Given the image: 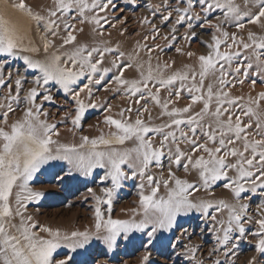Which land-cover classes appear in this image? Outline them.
<instances>
[{
  "label": "snow or ice",
  "instance_id": "obj_1",
  "mask_svg": "<svg viewBox=\"0 0 264 264\" xmlns=\"http://www.w3.org/2000/svg\"><path fill=\"white\" fill-rule=\"evenodd\" d=\"M11 6L35 21L38 29L43 25L46 56L40 60L24 55L38 49L25 47L16 27L0 18V57L22 60L36 73L25 89L27 76L19 70L15 76L11 70L5 74L7 65L0 61V89L5 90L0 96V264H72L73 254H91L94 239L113 252L119 240L133 242L136 233L141 234L145 249L139 264H150L149 249L158 242L157 234L172 232L179 218L194 213L212 222L209 232L216 234L220 248L209 256L223 248L230 260L229 253L235 255L232 250L238 246L233 241L251 235L256 255L248 264H256L257 256H264V90L246 97L235 96L231 90L249 80L252 92L257 83L264 85V34L249 31L247 39L239 35L246 25L264 30V0H244V10L236 0H175L174 5L164 0L168 10L160 16V23H171V35L164 36L167 45L175 47L178 26L186 25L183 40L189 46L197 36L195 29L207 27L212 29L210 40L201 41L207 53H185L183 47H175L178 54L196 57L195 65L176 70H172L174 61L153 68L149 55L147 71L137 64L138 79L125 78L132 64L122 63L125 54L119 46L80 44L71 51L57 49L47 55L54 46L49 35L56 38L61 30L66 33L60 37V49L76 42L75 33L83 29H76L72 21L93 25L92 31L99 35L105 24L115 28L107 17L117 9L115 0H53L46 15L34 13L25 0H13ZM217 12L221 15L210 19ZM141 23L149 21L145 18ZM226 25L237 31L229 32ZM151 27L155 40L159 29L155 24ZM143 39L138 50L151 54L154 49L147 44L149 37ZM113 53L118 55L111 68L103 67L105 56ZM113 68L117 74L106 81ZM50 84L71 105L51 123L43 108L44 102H55ZM101 87L105 92L121 93L131 103L114 114L111 104L103 107L107 133L100 129L94 138L80 135L78 144L61 143L58 125L63 124L74 136L82 132L86 112L101 107L95 97ZM182 99L188 102L177 106ZM17 111L20 116L10 122ZM100 123L90 127L99 128ZM97 169L103 170L100 183L110 182V186L101 187L100 194L90 187L81 193L83 200L94 201L92 229L63 230L42 224L28 212L30 204L45 196L32 187L38 176L64 191L70 181L94 177ZM137 179V206L127 210L128 219L113 218V203L124 181ZM218 182H223L234 202L197 197L201 191L211 196ZM257 194L262 198L256 208L257 229L247 233L245 225L253 217L248 214L249 204L241 201ZM64 249L68 251L57 258ZM197 250L186 244L182 254L194 264H203L195 257ZM96 264L107 262L97 260ZM212 264L221 261L215 259Z\"/></svg>",
  "mask_w": 264,
  "mask_h": 264
},
{
  "label": "rangeland",
  "instance_id": "obj_2",
  "mask_svg": "<svg viewBox=\"0 0 264 264\" xmlns=\"http://www.w3.org/2000/svg\"><path fill=\"white\" fill-rule=\"evenodd\" d=\"M18 2L19 1H17V3ZM25 2L29 5L36 3L39 4L42 1L25 0ZM115 3L117 5L116 11L119 9L124 10L116 16L113 15L116 11L114 13L110 11V14H107V17L111 22L116 24V27L122 26L125 28L122 30H124L123 32L126 38L133 39L138 33L139 27L131 28L127 26L128 23H118V20L123 17L124 11L130 10L132 5L130 3L123 4L121 0H115ZM11 5L12 2L10 0H0V18L6 20L10 25L15 26L19 34L23 37L24 46L32 48L30 28L32 23L35 21L31 20L26 14L14 9ZM135 9L139 11V5L136 6ZM73 15H75V13H73ZM101 15L103 16L105 14L102 13ZM216 15H221V13H215L214 15L210 16V19L215 20ZM114 16L118 19L114 20ZM72 23H79V21H72ZM168 23L171 25L170 22ZM160 24L161 23H155L156 26H159ZM166 27L167 26L162 25V31L167 32ZM183 27L184 26H178V29H182ZM225 27L230 32V28L233 26L226 25ZM111 28L112 27L107 24L104 25V31H108ZM195 30L197 31V36L191 41V48L197 49L199 54H204L206 47L201 44V41L210 40L212 29L206 27L204 29H200L197 27ZM38 32L43 34L42 24L38 29ZM157 36H159V38L162 37L163 39L160 45V48H162L163 51H161L160 48L155 47L158 44L151 45L150 47L157 49L160 52L169 53V57L176 58L180 55L175 51V47H169L167 45V41L164 40V36L162 34H158ZM243 37L247 39V36ZM177 38L178 41H182L180 35H178ZM173 44L176 46L177 42H174ZM27 53L32 54L34 52ZM0 61L5 62L7 65L5 74H7L8 70H11L15 76L17 70H19L20 74L27 76V82L24 85L25 89L31 86V80L36 73L27 69L22 60L13 59L10 57H0ZM108 79L110 78H107L106 81ZM260 85L261 84H259V86ZM49 87H51L53 93L55 94V102H44L43 108L44 110L48 111V120L51 123L59 120L71 105L65 103L66 98L64 94L59 92L56 87H53L51 84ZM4 91V89H0V96L4 95ZM95 97L97 98V102L101 104V107L89 109L86 112L85 117L82 120L83 130L82 132L76 134L78 136L88 135L91 137L95 133L98 134V131H100V127L103 124V116L107 114L103 111V107L111 104L112 101H115L117 97L121 99V101L117 102L115 106L111 104L112 109L119 105L122 106V103H125L121 93L105 92L102 87L99 91L95 92ZM21 107H23V105H21ZM20 114V111H17L14 115L10 116V122L11 120L17 119ZM98 121L101 122L99 128L96 127V129H91L92 127H90V125H96ZM58 127L59 129L66 130L63 124L58 125ZM68 133L69 132H65V134ZM66 142L67 141L61 143ZM178 174L182 175V173ZM100 175H103V170L97 169L94 172V177H79L76 181H70L68 184V190L64 191L50 186L46 177L38 176L32 182V187H34V189L44 191L45 196L39 201V203L30 204L28 207V212L33 214L42 224H47L52 227H60L63 229L68 224H81L82 226L88 227L93 223L92 206L94 201L91 198L86 201L83 200L81 198V193H86L87 188L90 187L93 188L97 194H100L99 189L101 187L110 186V182H105L103 184L100 183L98 179ZM222 183L223 182H218V186L214 188L213 194L211 196L207 195L203 191H201L200 194H197V196L200 195V197H209V199L216 198L215 200L213 199L214 202L222 200L225 198L224 196H227L226 199L229 203L234 202L232 194L230 191L223 189ZM135 191L136 186L134 180L124 181V186L118 191L116 199L113 203V218L115 214L118 213L117 209L119 207L128 208L135 205V203L138 201ZM261 199L262 198L259 196V194H257L252 196L249 201H241L242 203L249 204L248 214L253 217L252 222L245 225L247 233H251L257 229V225L255 224V219L258 218L256 208L257 205L261 203ZM69 204L71 205L70 207L66 206ZM102 209H106V206H102ZM221 215L226 217L227 214L223 213ZM211 226L212 222L201 219L199 214L194 213L191 215V217L179 218L178 225L172 232L157 234L158 242L149 249L151 252L150 264H194V261L190 257L186 258L182 254L184 252V245L186 244L197 247L198 250L195 253V257L198 260H202L203 264H212L215 259H219L221 264H248V261L251 260L254 255H256L254 248L255 241L251 235H248L247 239L233 241V243H237L238 246L232 250L235 255L229 253V256L231 257L230 260L228 257H225L223 248H221L220 251L216 252L214 255L209 256V253L212 252L214 248H220L216 240V234L214 232H209V227ZM134 237L136 239H134L133 242H127L122 239L119 240L118 245L113 252H107L104 246L101 245L99 241L95 240L91 244V254H73L74 260L72 264H85V262H87V264H96L97 260L106 261L107 264H139L140 257L142 256L145 249L140 244L141 234L136 233L134 234ZM159 241H162V243ZM229 247H231V245H229ZM67 251V249L61 250L60 255L57 258H62L64 253ZM78 252L83 253V250H78ZM256 264H264V256H257Z\"/></svg>",
  "mask_w": 264,
  "mask_h": 264
},
{
  "label": "bare ground",
  "instance_id": "obj_3",
  "mask_svg": "<svg viewBox=\"0 0 264 264\" xmlns=\"http://www.w3.org/2000/svg\"><path fill=\"white\" fill-rule=\"evenodd\" d=\"M13 3V0H10ZM19 0H16V2ZM41 3H36V4H29V6L32 8L33 12H39L41 15H46V9L49 7L53 6V0H41ZM123 4L125 3H130L132 6L130 8V10L128 11H124L123 17H121L118 20V23L121 24L119 21H125L123 24L128 23L127 26L131 27V28H136L139 27V31L138 33L134 36L133 39H128L125 37L124 35V30L122 26L119 27H115V28H111L108 31H104L103 30V34L99 35L97 33H94L92 31L93 29V25L91 24H80V23H75L76 29H83V31H78L76 32V36H77V40L74 44L72 45H67L65 46V48L60 49L59 46L62 43V40L60 37L66 35V33H64L61 30L60 33V37H56L53 38L50 35L47 37L49 40H54V46L50 47L48 50L47 55H50L51 53L57 51V49H59L61 52L64 51H71L73 48H75L77 45L80 44H87L89 47L97 45V44H102V43H106L108 46L110 47H117L119 46V50L121 52H123L125 55L123 57L122 63L124 64H128L131 63L132 67L128 68L125 73L124 76L127 79H138L139 78V71L137 70V64H143L144 68L143 71H147L148 68V57L149 55H151V65L153 68L156 67V65L159 64H163L165 62L171 63L172 61L175 62L174 67L172 70H176V69H181L184 65H195L196 64V57H192L189 58L186 54L184 55H179L176 58L174 57H169V53H164V52H160L157 49H154V51L149 54L146 50H144L143 48H140L138 50V45H143L145 43L143 37L145 35H147L149 37L147 44L149 46L151 45H161L162 43V37L159 38V36L156 37L155 40L152 39V24H155L157 22L160 23V16L162 14H165L166 11L168 10L167 8H165L164 6V0H121ZM168 3L170 5H174L175 4V0H168ZM236 3L239 4L241 6V9L244 10V0H236ZM139 5L140 10H136L135 7ZM249 7H251V5H249ZM124 10V9H123ZM122 9H119L118 11L115 12V14L113 15H119L122 11ZM253 12L258 11V8H252ZM156 13V15L154 16L153 13ZM102 13H100L101 15ZM107 14H110V12H108ZM145 18H147V20L149 21V23H141V21H143ZM174 19V17H173ZM166 27L167 32L162 31V24H160L159 26H157V28L159 29V33L158 34H162L163 36L165 35H171L170 32V27L171 25L169 23H165L163 24ZM185 28L186 25L182 28V29H178V31L175 33V35L178 37V35L181 36L182 41H178V38L176 41L177 42L175 47H183L185 53H187L188 51H192L194 53H196L197 55H199V51L197 49L191 48V45L189 46V44L185 43L183 40V35L185 32ZM207 28V27H206ZM31 47L32 48H36L38 49V51L30 54V53H23L24 55H29L30 57L34 58V59H40L43 60L46 56V53L44 52V48H43V39H42V35L38 32V28L36 27V22H33L31 25ZM122 30V31H121ZM236 28L232 27L230 28V32H236ZM252 31L255 32L257 34H264V30H262L259 25H246V27L241 30L239 32V35L241 36H247L248 32ZM121 32H123V35H121ZM157 34V35H158ZM203 35V34H202ZM139 40V41H137ZM173 42V43H174ZM207 53V49L204 51V54ZM115 55H118V53H113L110 55H106L105 56V62L103 64V67H109L111 68V62L112 60L115 58ZM129 57H132V59L130 60ZM117 74L115 69L113 68L112 71L107 75V78H111L112 75ZM250 80L248 82H246L243 85H237L235 88H233L232 94L235 96H247L250 92L252 95H255L256 93L264 90V85H260V83H257L255 91L252 92L251 91V87H250ZM109 87H111V85H109ZM122 95V94H121ZM123 100L125 103H122V106H116V108H113V114L115 112H117L120 108L122 107H128L129 104L131 103V101L129 100V98L125 97L124 95H122ZM121 99H119L118 97L116 98L115 101H112V105L115 106L117 102H120ZM187 99H182L179 104L177 106L179 107H183L186 103H187ZM133 107H135V105H132ZM69 108V107H68ZM198 110V109H197ZM158 109L153 111V116L155 117L158 113ZM134 118V117H133ZM166 119V118H165ZM102 121V120H101ZM156 123H160V120H156ZM91 129H96V127H92ZM100 129H103V131L105 133H107L108 128L106 126H104L102 124V126L100 127ZM65 132H68L67 130H62L60 129V137L59 140L60 142H64L67 141V144H72V143H79V136L78 135H73L72 133H68L65 134ZM98 134H94L93 136H91L90 138H94L100 135V131H98ZM125 146H130V145H125ZM192 178V177H189ZM135 181V186H136V191L137 192V185L139 184V180H134ZM216 191V190H215ZM201 192H199L198 194H200ZM215 195V194H214ZM198 198H203V199H207V200H215L216 198H211L209 199V197H203L200 195L197 196ZM225 198L222 200H225L228 202V200L226 199L227 196H224ZM136 203L133 207H136ZM133 207H119L117 209L118 213L115 214L114 218H120V219H128L129 218V213L127 212L128 209H131ZM125 210V211H122ZM93 223L91 225L87 226H82L81 224H68L66 225L63 230H67V231H71V230H85L87 229H92ZM95 241V239L93 240ZM92 241V242H93ZM101 244V242H100ZM102 245V244H101ZM222 253V252H221Z\"/></svg>",
  "mask_w": 264,
  "mask_h": 264
}]
</instances>
